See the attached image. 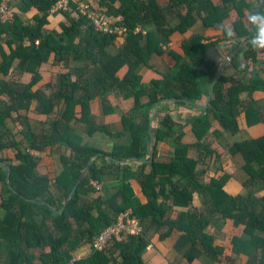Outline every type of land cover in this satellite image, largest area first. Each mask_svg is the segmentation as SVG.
Wrapping results in <instances>:
<instances>
[{
    "label": "trees",
    "instance_id": "trees-1",
    "mask_svg": "<svg viewBox=\"0 0 264 264\" xmlns=\"http://www.w3.org/2000/svg\"><path fill=\"white\" fill-rule=\"evenodd\" d=\"M57 1L0 0V39L10 48L7 52L0 42V152L11 148L14 155L13 159L0 158L3 185L0 264H35L36 259L41 264H144L143 255L151 245V230L159 234V240L169 237L174 230L183 232L175 249L191 244L217 259L222 249L207 231L214 218L233 220L235 225L244 226L242 236L233 238L234 253L249 255L251 264H264V194L254 193L255 188L264 187V135L229 145V156L242 157L241 169L248 176L244 183L246 193L233 195L225 189L232 174L223 166L221 173L218 168L216 174H208V180H202L207 169L198 168L203 161L202 153L207 156L217 152L207 140L213 119L223 129L213 130L215 136L224 131L238 133L243 109L248 126L264 122V103L258 106L253 97L255 91L264 92V49L251 47L250 33L242 19L235 22L239 40L233 49L241 45V39L246 43L231 63L250 76L246 81H236L233 76L221 75L207 108L191 119L196 142L186 143L185 131L170 113L162 115L160 126L152 136L148 111L163 100H177L184 105L205 102L210 92L206 87L210 74L202 64L209 63L204 54L217 41L206 42L197 34L183 41L181 52L170 49V42L175 31L185 32L193 25L196 12L206 25H215L229 15L228 8L212 0H171L167 6L159 5L156 0H97L113 24L124 28L123 42L115 53H110L107 49L118 35L96 30L74 6L66 11L51 10ZM233 1L239 11L242 5L252 7L246 0ZM4 3L7 9L2 10ZM30 8L34 13L30 21H25L21 13ZM50 11L60 12L65 18L59 30L46 27ZM165 52L176 59L174 68L158 79L143 82L137 67L146 64L149 55ZM50 56L52 64L60 69L54 80L37 85L42 77L39 68ZM16 59L18 71L31 73L28 83L4 79ZM70 60L81 64L71 67ZM241 62L246 64L243 70L239 67ZM122 66H127V70L120 76ZM244 92L248 95L246 99L242 98ZM109 94L132 98L133 106L121 116L129 142L114 144L104 151L84 142L70 122L76 118L83 123L88 135L102 130L91 116L90 103L98 97L103 112L111 113ZM143 95L148 96L145 103L141 102ZM33 101L37 113L50 117V131L42 136H37L26 117L20 114ZM60 104L63 106L57 110L58 117L50 116ZM13 113L22 125L21 140L6 123ZM164 139L173 149L168 161L156 159L157 145ZM53 144H59L69 154L60 156L62 169L50 178L37 173V159L32 151ZM192 147L199 151V156L190 155ZM217 157L222 155L218 153ZM104 158L108 163L98 166L97 161ZM90 159L85 175L66 203ZM133 159L142 162V166L132 169L127 162ZM112 171L119 179L115 191L89 200L90 193H98L90 181L100 182L104 174ZM133 180L146 198L145 203L134 193L130 183ZM195 195L204 199L209 208L207 213L188 210L173 219L168 216L172 207L189 208ZM160 198H163L161 203ZM167 200L170 206L165 204ZM128 210L140 221L142 233L115 236L103 249H93L92 239ZM84 244L90 245L91 253L74 259L73 252ZM255 245L261 249L260 256L253 255ZM37 249L39 255L34 253ZM186 257L193 264L195 256Z\"/></svg>",
    "mask_w": 264,
    "mask_h": 264
},
{
    "label": "crops",
    "instance_id": "crops-1",
    "mask_svg": "<svg viewBox=\"0 0 264 264\" xmlns=\"http://www.w3.org/2000/svg\"><path fill=\"white\" fill-rule=\"evenodd\" d=\"M97 1V0H95ZM159 5L167 6L171 0H156ZM214 4L223 6L228 8L229 15L222 21H231L235 28V22L239 19H242L244 22V12L249 9L245 5L241 6V11L237 9L233 0H212ZM246 2L252 5L253 0H246ZM185 11V9H183ZM242 12V14H240ZM34 10L30 8L29 10H25L22 14V17L25 21H30L31 16L33 15ZM196 19L193 25L186 30L185 32L175 31L172 34V41L170 42V49L176 48V50L182 51L181 45L184 40L190 39L194 35H202L205 38L206 42L217 41L215 46L222 54L220 58L217 59L215 64L205 63L206 69L209 77L206 79V87H209L211 90L212 83L217 78L220 67L226 55L230 54L237 50L238 47L233 49L235 44L238 42V38H234L229 40L226 36L220 31V25L222 22H219L215 25H206L203 17L199 15L197 12L195 13ZM64 16L60 12H51L48 15L49 23L47 24V28L59 30V24L61 21H64ZM173 23H176V17ZM236 31V30H235ZM237 34V31H236ZM237 36V35H236ZM123 36H117L113 43L108 47V51L110 53H115L123 42ZM242 40L241 44H244V40ZM1 44L7 52H10V48L5 43L4 39H0ZM2 59V54L0 50V60ZM233 59V58H232ZM231 59V60H232ZM231 60L223 68L219 78L221 75L233 76L236 81H242L249 78L250 74L237 70L232 66ZM18 59H16L13 63V68L11 72L4 78L8 81H18L21 83H28L31 80V73L26 71H18L17 69ZM47 64V65H46ZM81 62L77 60H70L69 66H77L80 65ZM176 65V59L172 57V55L168 52L162 54H151L147 58L146 64H140L137 67V72L141 75L142 81L147 83L152 79H158L162 75L167 74L171 71L172 68ZM46 67L47 70L45 69ZM60 66L57 64H52V56H50L49 60L46 63L41 64L39 70L42 73L41 80L37 83V85H44L50 79L54 80L56 74L58 73ZM253 69L250 67V70ZM127 70V66H122L119 69L118 74L122 76ZM264 76V74L262 73ZM218 78V80H219ZM217 80V81H218ZM210 93V92H209ZM208 96V95H207ZM248 97L247 93L244 92L242 94V98L246 99ZM257 105H261L264 103V92L263 91H255L253 94ZM109 103L112 105L113 111L111 113L105 114L102 108V101L100 98H95L90 103V113L93 117L95 123L102 127L103 129L100 131H96L93 135H88L85 130V125L78 121L76 118H73L70 122L73 128L78 131V133L82 136L84 142L91 143L98 148L109 151L114 144H124L129 142L128 133L123 131V127L121 124V116L125 113H128L133 106L132 98H121L109 94L107 96ZM148 101V96L143 95L141 97V102L145 103ZM165 103V104H164ZM169 103V104H167ZM207 97L205 102H197L192 104H179L177 100H163L157 103V108L155 110V105L152 109L148 111L149 117V126L150 130L153 134L156 132L157 128L160 126V122L157 126L154 125V118H162L164 113H170L172 117L181 125V128L185 131V136L183 141L186 143H194L197 138L192 130L191 119L200 114L204 108H207ZM209 104V103H208ZM63 104H60L58 108L54 110V112L50 116L58 117V109L59 107L62 109ZM80 107H76V111H79ZM20 114L25 116L29 126L32 131L37 136H42L44 134L49 133L50 131V123H49V115L40 114L35 111V102L33 101L27 110H21ZM16 113H13L12 118H8L6 120L7 126L11 128L13 134L18 140L22 139V135L20 133L22 127L18 121L15 119ZM240 130L235 135L231 134L228 131L222 132L220 136H215L213 130L218 129L223 131V129L219 126L217 120L213 119L212 127L210 128V134L207 138L211 142V146L216 149L218 153L222 155L221 158H218V153L214 154H206L202 153L200 156L203 158V161L198 165L199 169H207V172L202 175V180H208L209 175L216 174L218 168L220 171V166H223L228 172L232 174L231 178L228 180L225 189L233 194L237 195L239 193H246L248 190L244 186L245 181L248 179V176L243 173L241 169V165L243 164L242 157L237 154L233 156H229V145L234 143V141L244 140L252 137H258L264 135V122L257 123L252 126L247 125L246 121V112H241L239 116ZM19 126V128H18ZM155 128V129H154ZM100 136V141H96V137ZM103 144V145H102ZM172 147L169 146L168 140L164 139L163 142L158 143L156 148V159L160 161H168L171 157V153H173ZM33 155L37 159V167L36 171L38 174L43 176H48L50 178L54 177L57 173H59L62 169L60 163V156L62 154L68 155L69 151L61 147L59 144H53L47 146L43 150H35L32 151ZM190 155L199 156V151L196 148L190 149ZM13 150H5L0 152V158H8L13 159ZM212 158V159H211ZM151 159V158H150ZM98 162V166H102L103 164H107L108 161L104 159H100ZM125 163V162H122ZM132 166V169H136L139 166H142V162L137 161L135 159L127 162ZM148 167H146V170ZM239 172H242L241 174ZM239 173V174H238ZM209 174V175H208ZM238 174V175H236ZM246 176V179L243 177ZM118 177L114 171L104 174L102 176L100 182L101 191L98 193H90L88 195V199H94L97 195L110 194L114 192L116 186L118 184ZM131 186L133 188L134 193L140 199L142 203L146 202V198L141 193L140 187L135 180L131 181ZM3 185L0 183V194L2 193ZM254 193L258 196L264 194V187H258L254 189ZM163 198H160L158 201L161 203ZM167 206L171 205V202L167 200L165 202ZM188 210H196L201 214H205L209 211V208L205 205L204 199L195 195L193 203L189 208H181V207H172L168 212V216L170 218H176L183 211ZM244 230V226L235 225L233 220H225L222 221L219 218H214L212 223L209 225L207 231L212 234L215 238V245L222 249V253L219 258L214 259L209 255H206L201 249L192 246L191 244H186L181 249H175V244L180 238L184 235L183 232L174 230L171 235L164 240H159V234L155 233V230H151V245L148 247L146 252L143 255L144 264H189V261L186 257L187 254H191L195 256L193 260V264H251L249 255L244 254H235L233 251V238L234 236H242ZM35 255H39L40 250H34ZM91 253V247L89 244H84L78 247L73 252V258L79 259L88 256ZM262 254L261 249L258 246H254L253 255L260 256ZM35 264H41L38 259L35 260Z\"/></svg>",
    "mask_w": 264,
    "mask_h": 264
},
{
    "label": "built area",
    "instance_id": "built-area-1",
    "mask_svg": "<svg viewBox=\"0 0 264 264\" xmlns=\"http://www.w3.org/2000/svg\"><path fill=\"white\" fill-rule=\"evenodd\" d=\"M72 6L80 14L89 19L96 30L102 33H115L118 36L123 34L124 28L114 25L112 18L105 14L104 9L95 0H58L52 6L51 10L62 9L66 11L71 9ZM5 9H7L6 4H4L2 10ZM90 184L96 191H101V185L97 181H90ZM141 233L142 226L140 221L132 217L131 212L128 210L127 212L121 213L114 223L101 230L92 239V247L95 250H101L115 236H136Z\"/></svg>",
    "mask_w": 264,
    "mask_h": 264
},
{
    "label": "clouds",
    "instance_id": "clouds-1",
    "mask_svg": "<svg viewBox=\"0 0 264 264\" xmlns=\"http://www.w3.org/2000/svg\"><path fill=\"white\" fill-rule=\"evenodd\" d=\"M244 27L250 33L249 43L251 47L254 49H264V0H253L252 7L245 10ZM220 31L229 40L234 39L237 35L231 21L222 22ZM239 67L243 70L246 64L241 62Z\"/></svg>",
    "mask_w": 264,
    "mask_h": 264
},
{
    "label": "water",
    "instance_id": "water-1",
    "mask_svg": "<svg viewBox=\"0 0 264 264\" xmlns=\"http://www.w3.org/2000/svg\"><path fill=\"white\" fill-rule=\"evenodd\" d=\"M246 42H244L245 44ZM244 44H241L236 51L234 52H231L230 54L226 55L223 62H222V65L220 67V70H219V73H218V76L217 78L214 80V82L212 83V86H211V90H210V93L208 94L207 96V103H206V106L208 105L209 103V100L211 98V95L213 93V89H214V85L215 83L217 82L223 68L225 67V65L228 63V61H230L237 52H239V50L242 48V46ZM222 56L221 52L215 47V46H210L207 51L205 52L204 54V59L209 62V63H212V64H215L217 62V59L220 58ZM202 67L206 69V66H205V63L202 64ZM155 105V110L157 108V103L154 104ZM151 132V130H150ZM92 159L89 160V162L87 163V167L82 171V174L80 175V177L78 178V180L76 181L75 185L73 186L67 200H66V203L69 201V199L71 198L72 194L74 193V191L76 190V187L77 185L79 184V182L82 180L83 176L85 175L87 169H88V165L90 163ZM127 160H121V162H126ZM150 161V160H149ZM8 180H9V177H8Z\"/></svg>",
    "mask_w": 264,
    "mask_h": 264
},
{
    "label": "rangeland",
    "instance_id": "rangeland-1",
    "mask_svg": "<svg viewBox=\"0 0 264 264\" xmlns=\"http://www.w3.org/2000/svg\"><path fill=\"white\" fill-rule=\"evenodd\" d=\"M4 4H5V3H4ZM46 65H47V64H46ZM47 68H48V67H46L45 69L47 70ZM164 104H165V103H164ZM167 104H169V103H167ZM154 122H155L154 125L157 126V125L159 124V122H160V118H154ZM156 124H157V125H156ZM21 127H22V125H21ZM18 128H19V126H18ZM154 129H155V128H154ZM100 138H101L100 136L96 137V141H100ZM102 145H103V144H102ZM211 159H212V158H211ZM239 173L241 174L242 172H239ZM239 173H238V174H239ZM238 174H236V175H238ZM243 179H246V176L243 177Z\"/></svg>",
    "mask_w": 264,
    "mask_h": 264
}]
</instances>
